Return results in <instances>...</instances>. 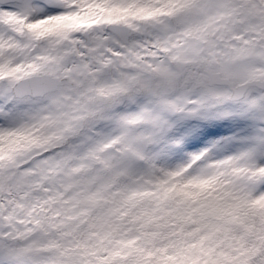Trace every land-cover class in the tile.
I'll return each instance as SVG.
<instances>
[{
    "label": "snow or ice",
    "instance_id": "6c2138e0",
    "mask_svg": "<svg viewBox=\"0 0 264 264\" xmlns=\"http://www.w3.org/2000/svg\"><path fill=\"white\" fill-rule=\"evenodd\" d=\"M0 264H264V0H0Z\"/></svg>",
    "mask_w": 264,
    "mask_h": 264
}]
</instances>
